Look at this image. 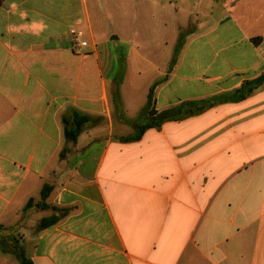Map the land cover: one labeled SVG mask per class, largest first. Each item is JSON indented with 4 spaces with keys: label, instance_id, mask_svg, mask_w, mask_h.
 Wrapping results in <instances>:
<instances>
[{
    "label": "crops",
    "instance_id": "0c3cea01",
    "mask_svg": "<svg viewBox=\"0 0 264 264\" xmlns=\"http://www.w3.org/2000/svg\"><path fill=\"white\" fill-rule=\"evenodd\" d=\"M184 1L2 0L0 239L34 264H264V84L238 98L264 74V0L174 24ZM154 85L158 113L207 107L126 140Z\"/></svg>",
    "mask_w": 264,
    "mask_h": 264
},
{
    "label": "trees",
    "instance_id": "16d2710c",
    "mask_svg": "<svg viewBox=\"0 0 264 264\" xmlns=\"http://www.w3.org/2000/svg\"><path fill=\"white\" fill-rule=\"evenodd\" d=\"M1 5H2V0H0V6ZM258 40L259 39H257V41ZM263 84H264V74H262L259 78L255 79L253 81L245 82L243 84L242 88L239 90L240 96L238 98L240 100L246 98L247 96L254 93ZM157 85H154L152 87V89L149 93L147 105L141 111V116L149 119L151 121V123L148 124L146 127H144L141 130V132L138 133L136 136L127 138L126 140H136L141 136L142 132L144 130H146L147 128L154 127V126H160L166 120L177 118V115L180 117L192 116V115H195V114L202 112L207 107L205 105L198 106L199 103H196V102H188V103L183 104V106L180 107L178 109V111H168L165 113H158L154 108V105H155L154 93H155V89H156ZM185 106H188V108L185 111H183ZM89 120H90V118L88 116H84V115L75 122H70V121L65 119V123H66L65 135H66V138L69 141H76L78 136L82 132L84 125L86 123H88ZM50 191H51L50 186L47 185L44 187V189L42 191L43 200H46ZM33 202H34L33 199H31L28 202L26 208L30 207L33 204ZM38 206L39 207H47V205H45V204H39ZM56 222H57V219L45 218L41 221V223L39 225L40 226L39 229H46V228L54 225ZM3 228L4 227L2 225H0V231H2ZM14 250H15V255H16L17 259L19 260L20 264H34V262L29 257L26 256L25 252L21 248L14 246Z\"/></svg>",
    "mask_w": 264,
    "mask_h": 264
},
{
    "label": "rangeland",
    "instance_id": "374dc122",
    "mask_svg": "<svg viewBox=\"0 0 264 264\" xmlns=\"http://www.w3.org/2000/svg\"><path fill=\"white\" fill-rule=\"evenodd\" d=\"M210 4L207 1H204L202 4H200L199 6L195 5L193 0H185L180 8V15L178 18H174L173 23L174 24H183L185 22L189 21V15H191L192 11L195 10V12H198L200 14V16L202 17V19L204 18V15L207 12L212 11L211 13V18L207 19V21L211 22L212 24H214L213 22H215L222 14V4L219 1H214V0H209ZM182 34V33H181ZM45 219V218H43ZM42 219V220H43ZM41 220V221H42ZM41 221H39V223L37 224V228L39 229V225L41 223ZM15 239L19 238V234L16 233ZM3 241V242H1ZM0 242L2 243V247L3 249H8L9 251H12L14 249V247L12 246V243L10 242V240L8 238H1Z\"/></svg>",
    "mask_w": 264,
    "mask_h": 264
},
{
    "label": "built area",
    "instance_id": "2783aa9c",
    "mask_svg": "<svg viewBox=\"0 0 264 264\" xmlns=\"http://www.w3.org/2000/svg\"><path fill=\"white\" fill-rule=\"evenodd\" d=\"M72 34L75 37V40H76L77 44H80L82 46H86L87 45V42L85 40H82V38L84 37L83 31L72 30Z\"/></svg>",
    "mask_w": 264,
    "mask_h": 264
}]
</instances>
